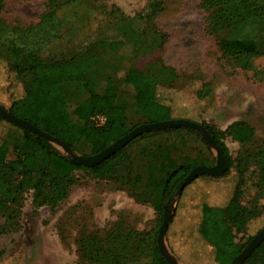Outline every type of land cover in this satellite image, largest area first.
I'll return each mask as SVG.
<instances>
[{"label": "rangeland", "instance_id": "rangeland-1", "mask_svg": "<svg viewBox=\"0 0 264 264\" xmlns=\"http://www.w3.org/2000/svg\"><path fill=\"white\" fill-rule=\"evenodd\" d=\"M49 1L9 0L1 19L12 36L20 35V41L29 39L14 32L36 28L49 12ZM216 11L207 6V0H89L78 9L76 18L65 19L69 24L61 31L67 38L62 46H55L54 54L82 55L83 61L100 55L96 66H101V43L106 39L140 43L132 67L150 74L167 71L157 98L171 110L172 119L215 127L225 134L222 141L232 162L240 163L244 177L240 203L247 208L258 205L261 211L248 232L233 230L235 244L246 249L264 229V157L260 155L264 150V57L254 59L250 68L244 69L234 57L225 54L222 43L234 34L214 26ZM219 15L225 19L228 14ZM123 30L126 32L119 33ZM251 32L257 42L262 41L264 33L259 27H253ZM241 37L245 39V33ZM114 54L110 56L111 64L102 71L111 79L97 83L95 91L104 94L115 90L132 125L139 127L144 118L136 108L135 88L122 81L121 87L114 89L111 83L122 80L129 70L132 47H121ZM122 56L126 58L125 66L115 60ZM24 94L23 86L12 81L10 71L0 61V104L8 110ZM65 96L72 111L86 93L69 89ZM92 121L97 127L106 123L102 115ZM236 123L253 131L249 141L242 143L226 133ZM187 138L185 141L195 149L194 155L203 153L215 159L216 165V152L201 135ZM4 139L8 141L7 160H13L15 148L24 141L23 132L0 120V145ZM139 141L123 149L138 152L139 144L146 145ZM56 148L67 154L64 148ZM78 148L79 151L72 149L75 154L88 156V145L81 143ZM72 179L67 196L55 205L41 204L35 191L26 189L17 202L0 208V233L5 231L0 234V264H153L150 237L157 233L158 245L164 215L152 203L135 200L113 179L96 178L88 170L75 171ZM194 181L180 195L176 190L165 205L172 218H196L198 205L204 203L223 208L237 176L233 171L221 179ZM174 225L167 230L165 242L168 254L178 264H215L209 248L196 245L191 237L186 241L181 223L176 220Z\"/></svg>", "mask_w": 264, "mask_h": 264}, {"label": "trees", "instance_id": "trees-1", "mask_svg": "<svg viewBox=\"0 0 264 264\" xmlns=\"http://www.w3.org/2000/svg\"><path fill=\"white\" fill-rule=\"evenodd\" d=\"M8 1L0 0V61L10 71L12 81L22 85L25 90L24 96L14 100L8 110L0 104L8 112L64 141L75 151L80 150L79 144L85 143L89 146L88 156L102 153L136 128L126 108L119 103L115 90L104 94L95 91L97 83L111 79L102 74L111 64L110 56L113 54L115 57L116 50L131 45L132 56L128 59L130 68L122 80L111 81L113 88H120L122 81L135 88L136 108L144 118L139 125L173 120L171 110L161 105L157 98L158 87L163 85V75L167 71L150 74L132 67L140 43H115L114 40L106 39L101 43V66H96L100 55L83 61L82 55L67 57L54 54L55 46H60L67 38L61 31V28L68 26L65 19L76 18L78 9L89 0L85 3L83 0H50L47 4L49 12L36 28L14 32L30 37L23 41H20V35L12 36L1 19L2 9ZM207 6L217 9L214 26L218 30L229 29L234 34L232 39L222 43L225 54L234 57L244 69H249L254 59L264 57V37L261 42H257L251 32L253 27H259L264 33V0H207ZM222 12L228 14L225 19L219 15ZM124 30L119 33L126 32ZM244 33L245 39L241 37ZM115 60L123 66L126 58L122 56ZM69 89H80L86 93V98L72 111L65 96ZM97 115L105 117L103 127L93 123V117ZM0 120L12 128L17 127L2 118ZM202 126L222 149L229 169L221 177L205 175L198 179H221L234 171L237 176L235 188L223 208L200 204L196 218L193 215L182 218L173 216L168 230L176 226L174 222L178 220L182 225V236H187L186 241L191 237L196 245L209 248L215 264H231L245 249L235 244L233 230L248 232L250 223L261 211L258 205L247 208L240 203L241 187L244 185L243 171L240 163L235 165L229 156L222 141L225 134L215 127L206 124ZM18 128L23 132L24 141L15 148L13 160H7V139L0 145V208L7 203L17 202L26 189H33L37 198L42 199L41 204L55 205L67 196L73 182V173L88 170L96 178L117 181L120 188L131 197L143 203H152L163 216L165 205L194 167L215 165V159L210 160L203 153L194 155L195 149L185 140L193 135L200 137V134L191 129L178 128L142 135L132 142H145L144 146L139 144L140 151L131 149L126 152L128 149H122L101 164L88 167L74 164L70 157L62 154L42 136ZM226 133L242 143L253 136V131L242 123L232 125ZM183 149L187 152H183ZM260 155L264 157V150ZM261 169L264 172V160ZM120 170L125 172L120 173ZM262 178L264 180V175ZM150 245L153 264H169L158 248L157 233L150 237ZM244 264H264V243Z\"/></svg>", "mask_w": 264, "mask_h": 264}, {"label": "water", "instance_id": "water-1", "mask_svg": "<svg viewBox=\"0 0 264 264\" xmlns=\"http://www.w3.org/2000/svg\"><path fill=\"white\" fill-rule=\"evenodd\" d=\"M0 118L16 125L17 127L32 131L43 138H45L48 142L53 144L55 147L59 146L64 148L66 151V155L71 158V161L77 165H84L88 167H95L112 155L120 151L129 145L132 141L137 139L138 137L159 131H165L169 129H177V128H186L197 131L202 138L206 141V143L210 146V148L216 152L217 155V163L212 167L208 166H198L195 167L190 174L184 180V183L178 190V195H180L183 189L202 176H211V177H221L225 174L229 167L227 165L226 159L224 157L222 149L217 145L214 138L208 133V131L201 125L188 120H169L163 121L154 124H144L139 127H136L133 131H131L127 136L118 140L110 147H108L102 153L95 156H79L74 153L72 148L66 144L64 141L55 138L48 133H45L38 129L36 126L31 124L28 121H24L12 113L8 112L4 107L0 105ZM172 218L171 212L165 207L164 220L159 230L158 236V247L164 258L167 260L169 264H178L167 252L165 237L167 234L168 227L170 225V220ZM264 243V229L260 231V233L250 242V244L246 247V249L231 263V264H242L244 263L262 244Z\"/></svg>", "mask_w": 264, "mask_h": 264}, {"label": "crops", "instance_id": "crops-1", "mask_svg": "<svg viewBox=\"0 0 264 264\" xmlns=\"http://www.w3.org/2000/svg\"><path fill=\"white\" fill-rule=\"evenodd\" d=\"M110 45H111V44H109V45H107V46H110ZM106 57H107V58H109V56H108V55H107Z\"/></svg>", "mask_w": 264, "mask_h": 264}]
</instances>
